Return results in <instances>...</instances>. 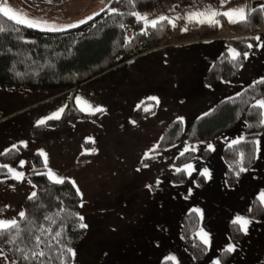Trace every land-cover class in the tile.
I'll use <instances>...</instances> for the list:
<instances>
[{"label":"crops","instance_id":"obj_1","mask_svg":"<svg viewBox=\"0 0 264 264\" xmlns=\"http://www.w3.org/2000/svg\"><path fill=\"white\" fill-rule=\"evenodd\" d=\"M249 1L245 12L264 4L263 0ZM212 9L217 8L208 6L202 11L210 16ZM138 13L146 14L148 21L159 18L149 9ZM83 14L88 16V9ZM200 24L196 22L190 28L199 30ZM180 27L167 35V42L106 68L79 83L73 91L0 85V153L20 145L18 156L8 165L24 173L16 185L0 188V219L16 218L23 200L34 192L28 177L33 154L39 156L47 173L39 155L43 150L48 155V168L59 177L75 181L76 192L79 189V217H83L80 220L87 227L72 247L71 264H156L169 257H175L172 264H207L230 244L235 250L220 264H258L256 252L264 249V202L259 199L264 192V130L256 138L260 151L254 152L252 165L229 187L223 182L220 148L240 137L243 122L239 119L213 137L192 144L197 150L181 165L193 164L196 171L191 176L185 171L184 181L177 184L171 183L169 176L176 168L171 163L173 158L187 146L185 135L193 120L217 101L264 77V31L253 35L252 48L245 52L247 58H243L231 78L205 84L203 74L212 60L220 53L232 56L230 49L234 48L225 41L231 34L221 29L215 36L171 40ZM69 97L88 117L50 123L33 135L32 126L64 109ZM150 97H156L159 103ZM258 99L264 96L254 102ZM144 101L153 102V110L130 118L131 111ZM96 107L104 111L93 113L91 109ZM174 119L181 123L179 138L144 163L148 167L138 164L156 144L166 124ZM21 142H26L27 147ZM209 143L215 151L208 150L207 157L201 158L200 152ZM80 154L90 157L76 165ZM20 160L27 161L23 168L19 167ZM204 168L209 170L210 178L199 175ZM195 176L201 177V185L195 182ZM251 197L261 204L256 219L246 215ZM187 210L198 216L196 237L203 243V230L210 241L208 245L203 243L205 253L197 260L192 259L179 234V217ZM236 216L251 223L242 239L231 243L226 224ZM0 264L13 263L2 252Z\"/></svg>","mask_w":264,"mask_h":264},{"label":"trees","instance_id":"obj_2","mask_svg":"<svg viewBox=\"0 0 264 264\" xmlns=\"http://www.w3.org/2000/svg\"><path fill=\"white\" fill-rule=\"evenodd\" d=\"M243 0H231L230 3ZM227 4V5H228ZM221 5V4H220ZM149 0H109L105 11H99V15L79 23L76 27L66 28L63 31L39 30L28 27L25 24H16L0 14V25L4 31H0V85L21 88H47V89H71L72 91L82 81L104 71L106 68L123 61L124 59L168 41L167 35L181 26L171 40L180 41L199 37L219 35L221 29L230 32L225 41L240 55L233 60L232 56L220 53L212 60L203 74V82L211 84L217 79L227 80L237 71L242 63L244 53L253 43V30L264 31V10L259 5L249 8L246 12L247 19L243 22L230 23L223 16L215 17L218 24L201 23L199 30H193L190 26L196 24L188 18L166 16L175 22L173 27L168 21H164L156 28L149 27L145 33L142 29L145 24L137 22V18L130 13L148 10ZM117 9L111 13L108 9ZM256 9L249 13V10ZM189 16V15H188ZM187 17V16H186ZM124 27L121 28L120 25ZM264 33V32H263ZM252 48V47H251ZM264 78V77H262ZM259 78L244 87L237 93L221 99L205 114L193 120L188 128L185 138L187 146L213 137L219 132L230 127L237 119L243 122L240 136L246 138L245 142L228 147V143L220 148V157L224 164L223 182L229 187L234 184L244 171L241 168H249L254 161L255 144L257 136L264 130V125L259 123L262 118L261 109L253 108L256 98L264 96V83H257ZM239 94V95H238ZM233 98V99H229ZM140 107L131 111L130 118H138L151 112L154 104L151 101L141 102ZM148 108V111L145 109ZM207 114V115H206ZM88 117L80 112L72 103L71 97L60 114L59 119H47L45 124L32 126L31 132L37 135L43 127L50 123H61L76 118ZM95 116H91L94 118ZM181 123L174 119L169 121L162 130L156 144L159 145L155 152L150 150V158L145 155L138 164H144L158 152L173 144L181 134ZM13 150L6 155H0V165L8 164L19 154ZM11 148V147H10ZM9 149V148H8ZM208 150L203 149L200 157L205 158ZM243 153V159L240 157ZM193 155V151L184 156L175 155L172 165L181 167ZM90 157L89 154H80L75 159V164L80 165ZM33 165L28 177L34 185L36 197L23 200L22 211L24 218L16 216L20 225V236L15 242H9L15 231L8 235H0V250L13 264H71V253L66 249L72 247L82 238L85 228L79 217V196L68 179L63 183L50 180L37 154L32 155ZM239 172V175L236 173ZM185 179L184 172H176L169 176L171 183L177 184ZM195 182L202 184L200 176H195ZM18 181L0 168V188L7 185H16ZM261 212V204L256 197H251L246 211L249 218H256ZM50 217L51 219H46ZM198 226V216L193 210H187L179 217V234L182 244L191 255L192 259H200L205 253V245L196 237L195 230ZM51 229V233H43L40 229ZM228 238L236 241L241 237V229L232 221L226 225ZM55 232H60V244L54 241L49 247L48 239ZM40 235L45 243L40 245V250L45 251V256L32 258L31 252L37 251L34 237ZM18 249H22L20 251ZM27 254L29 259L23 257ZM226 253L222 251L217 260L223 261ZM156 264H172L170 259H161ZM207 264H214L208 262Z\"/></svg>","mask_w":264,"mask_h":264},{"label":"snow or ice","instance_id":"obj_3","mask_svg":"<svg viewBox=\"0 0 264 264\" xmlns=\"http://www.w3.org/2000/svg\"><path fill=\"white\" fill-rule=\"evenodd\" d=\"M134 2H135V0H129V3H134ZM230 2H231V0H221L220 7L223 8ZM259 8L261 10H264V4L259 5ZM108 10L111 13H116L117 12V9H115V8H109ZM255 10L256 9L249 10L248 14L250 15V13L252 11H255ZM100 11L103 12V11H105V9H101ZM0 14H2L4 17H7L9 20L14 21L16 24H25L28 27H38L41 23H46V22H42V21H40L38 19H35V18H28L27 14H13L12 13V9H10L8 6H6V4L4 6H0ZM99 14H100L99 12L93 13L92 16L86 17L85 20H81L78 23H85L87 20H91V19H93V17L98 16ZM130 14L135 16V17H137V22L138 23L141 22V21L145 22V28L142 29V31H144L145 33L147 32V29L149 27L156 28L159 24H161L164 21H168L169 23L172 24L173 27L175 26V22L172 19H170L169 17H166L164 15L159 16L158 19H153L151 21H148L146 14L145 15H141L138 12H132ZM205 16H207V20L199 19V17H205ZM217 16H223V17L229 18V22L230 23L243 22V21H245L247 19L246 12H245V7H239V8H235V9H230L228 11H223V12L212 11L210 16L206 12H203V11H201V12H192L187 18H188V20L190 22L191 21H195V22H198V23L208 22V23L218 24L219 21L215 19V17H217ZM21 17H23V18H21ZM177 19H179V17H177ZM76 26H77L76 24H69V25H65L63 28L52 27L49 30H52V31H63L66 28H72V27H76ZM120 27L123 28L124 25L121 24ZM4 30H5L4 27L2 25H0V31H4ZM256 39L259 40L260 37L257 36ZM249 47L251 48L252 45L250 44ZM230 51L232 53V59L233 60H235L240 55L235 49H230ZM247 56H248V53H244V57L247 58ZM257 83H264V78H262L260 81H257ZM76 99H77V102L80 101L79 97H77ZM149 99L155 100L157 102V104L159 103V101H158V99L156 97H150ZM229 99H233V98H229ZM89 107H91V106H89ZM137 107H140V105H137ZM252 107L264 110V99L256 100V103ZM91 110H92L93 113L104 111V109L101 108V107L92 108ZM148 110H149L148 108L145 109V111H148ZM62 112H63V108L59 109L52 116H50V117H48L46 119L39 120L37 123L39 125H42V124L46 123L47 119H59L60 114ZM260 115H261L262 118L260 119L259 123L261 125H264V111H262L260 113ZM133 123H135V122L133 121ZM245 140H246V138L243 137V136H240L238 138L232 139L231 141H229L228 147L232 148L235 145H239L242 142H245ZM251 143H254L256 145L255 151L257 153H259V151H260V141L259 140H254V141H251ZM21 144L24 147H27L26 142H21ZM158 147H159L158 144L156 146H154V148L150 150V153L151 152H155L156 148H158ZM13 150L18 152L19 151V147L17 145H12L11 148L5 149L2 153H0V155H6V154L12 152ZM196 150H197V148L195 146H185L183 148V150L180 151L179 156H184L187 152H189V151H193L194 152ZM207 150L215 151L214 145H212L211 143L207 144ZM92 151H95V149H92ZM150 153H146L145 154V159L150 158ZM39 155L43 158V163H44L45 168L48 169L46 174L49 176V178L51 180H53V182L63 183L64 182V178L59 177L51 168H48V155H47V153H45L43 150H40L39 151ZM243 155H244L243 153H240L241 159H243ZM26 163H27V161L20 160L19 161V167L23 168ZM144 167H148V165L144 164ZM0 168L6 169L7 173L11 174V177L16 179V180H23V178H24V173L21 172V171H18L16 168L12 167L11 165L2 164V165H0ZM137 170L139 171V169H137ZM246 170L247 169H245V168H241L240 169V171H246ZM175 171L176 172H185L186 171L187 174L189 176H191L192 172L196 171V169L194 168L193 164L187 163L182 168L176 167ZM199 175H202V176H204L206 178H210V173H209V170L207 168H204L199 173ZM236 175H239V172H237ZM70 182L73 184V186H75V181H70ZM156 183L159 184L160 181L157 180ZM148 187H151V186L149 185ZM77 193L79 194V189L78 188H77ZM189 194H191V189H189ZM34 197H36V193L32 192L29 198L32 199ZM259 199L261 200V202H264V192H262L260 194ZM81 206H83V205H81ZM18 216L22 219V218H24L25 213L23 211H21V212L18 213ZM46 219H51V218L47 217ZM80 219L83 220V217H80ZM232 222L234 224L240 225L241 226V230H243L245 232L247 231V225L249 223H251L250 220H248V219H246L244 217H241V216H236L235 219ZM80 227L84 228V227H87V225L81 224ZM13 230L15 231V235L12 236V238H11V240L9 242H15V239L20 236L21 230H20L19 222H18V220L16 218L0 219V235L11 234L13 232ZM40 231L43 232V233H51L52 230L49 228V229H40ZM60 235H61L60 232H55L54 235L50 236V238L47 241V244L49 245V247L52 245L53 241L57 245L60 244V240H59ZM200 238L202 239V241H203V243L205 245L209 244L210 241H209V238H208V234L203 232V230H201ZM34 240H35V248L37 249V251H32L31 252L32 258L35 259V258H38V257L45 256V251L44 250H40V245L45 243V241L42 240L40 235H36L34 237ZM18 250L23 251L22 249H18ZM234 250H235V246L231 245V244L228 245L227 248L225 249V251H228V252H231V251H234ZM66 251L68 253H71L72 255H74V252H73L72 249L68 248V249H66ZM0 255H2V252H0ZM23 258L25 260L29 259L27 254H25ZM168 259L175 260V257H169ZM214 264H220L219 260H216L214 262Z\"/></svg>","mask_w":264,"mask_h":264},{"label":"rangeland","instance_id":"obj_4","mask_svg":"<svg viewBox=\"0 0 264 264\" xmlns=\"http://www.w3.org/2000/svg\"><path fill=\"white\" fill-rule=\"evenodd\" d=\"M108 1L109 0H0V6H4L6 4V6L12 9L13 14H27L28 18H35L42 22H46V23H41L38 27H34V28L39 30H49L52 27L63 28L65 25H69V24L78 25L79 21L85 20L86 17L92 16L93 13H97L101 9H104ZM247 1L249 0L236 1L234 3L226 5L223 8L220 7L221 4L220 1L219 3L214 5L217 9H212L211 12L212 11L223 12V11H228L230 9L245 7L246 5L251 4V1L249 2ZM86 9H88V14H87L88 16L84 17L83 13H86ZM188 15L189 14L179 16L173 12H170V16L176 18L177 17L183 18ZM205 18L207 19V16L204 18L199 17V19H205ZM226 20L229 21V18H226ZM238 226L241 229L240 225ZM252 227L254 226H250V228ZM262 230L264 232V224L262 225ZM241 232H242L241 237L238 240L231 241L228 238L229 241L231 243L240 241L242 239L244 231L241 230ZM261 241L263 242V240ZM226 248L227 247H222L218 251L216 259L213 262L217 260L218 255L222 251H225ZM225 253H226L225 259L223 261H219L220 263L225 262L228 257H231L229 256L230 252L225 251ZM256 259L258 264H264V249L259 248L258 252H256Z\"/></svg>","mask_w":264,"mask_h":264},{"label":"built area","instance_id":"obj_5","mask_svg":"<svg viewBox=\"0 0 264 264\" xmlns=\"http://www.w3.org/2000/svg\"><path fill=\"white\" fill-rule=\"evenodd\" d=\"M220 0H188L182 3L179 0H149V9L159 16H170L173 12L179 16L191 14L192 12H200L208 6H214ZM262 30H253L252 33H257Z\"/></svg>","mask_w":264,"mask_h":264}]
</instances>
